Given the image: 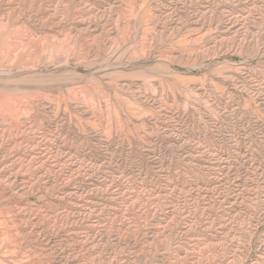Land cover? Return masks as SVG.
<instances>
[{"label":"rangeland","instance_id":"rangeland-1","mask_svg":"<svg viewBox=\"0 0 264 264\" xmlns=\"http://www.w3.org/2000/svg\"><path fill=\"white\" fill-rule=\"evenodd\" d=\"M0 264H264V0H0Z\"/></svg>","mask_w":264,"mask_h":264}]
</instances>
